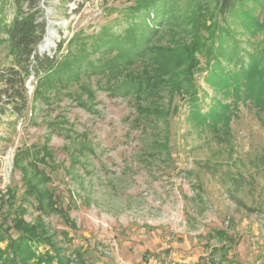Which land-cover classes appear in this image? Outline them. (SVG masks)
<instances>
[{
  "label": "rangeland",
  "instance_id": "374dc122",
  "mask_svg": "<svg viewBox=\"0 0 264 264\" xmlns=\"http://www.w3.org/2000/svg\"><path fill=\"white\" fill-rule=\"evenodd\" d=\"M135 1L42 0L50 35L57 36L46 37L38 52L53 55L65 42L59 59L70 53L104 58V52L94 53L95 37L105 29L121 35L127 26L122 12ZM218 3L167 0L172 16L152 44L190 43L194 23L202 25L205 17L209 25ZM2 5L4 39L2 26L12 13L8 0H0ZM238 38L254 50L250 35ZM200 58L196 83L206 112L216 89L206 83L205 58ZM14 61L8 44H1L0 72L16 67ZM82 84L92 88L93 100ZM36 85L31 73L25 83L28 107L19 116L0 80V224L10 229L15 217L40 225L51 246H35L38 255L54 254V247L69 264H186L181 255L187 264H212L211 250L227 246L225 259L223 250L213 257L219 264H264V113L250 101L232 109L226 136L188 121L179 96L177 114L143 126L135 123L134 97L113 92L106 78L83 74L80 82L63 80L38 99ZM75 96L89 108L80 107ZM164 102L168 105V93ZM28 181L39 197L26 192ZM10 188L12 208L5 202ZM218 230L224 240L211 237ZM0 250L13 253L8 237L0 236Z\"/></svg>",
  "mask_w": 264,
  "mask_h": 264
},
{
  "label": "trees",
  "instance_id": "16d2710c",
  "mask_svg": "<svg viewBox=\"0 0 264 264\" xmlns=\"http://www.w3.org/2000/svg\"><path fill=\"white\" fill-rule=\"evenodd\" d=\"M8 1L12 17L2 26L6 36L0 38V45L8 44L16 67L0 72V80L7 86V103L12 106V112L19 116L28 107L25 83L31 73L37 80L36 99L63 80L67 83L80 82L83 74L89 78H106L107 83L113 85V92L134 97L138 115L135 123L139 125L147 122L156 124L160 119L177 114L179 107L174 103L177 96L183 104H187L188 121H194L200 128H207L217 135L221 132L229 135L234 116L232 109L238 108L239 102L250 101L260 113H264V0H219L217 18L214 17L209 25L205 17L202 25L192 18L197 29L192 41L171 46L152 44L168 23V17L172 16L167 0H136L134 5L122 12L127 26L121 35L105 29L95 37L94 53L101 51L105 54L104 58L98 60L70 52L67 57L59 59L65 42L57 45L53 55L38 52L37 47L44 40L48 26L44 10L40 7L42 0ZM0 13H4L3 5L0 6ZM246 35L255 39L252 42L254 50L241 45L238 36ZM72 43L71 39L68 47ZM200 57L205 58L206 83L216 89V94H222V97L216 94L210 97L206 112L201 108L200 89L196 83V75L203 67ZM137 64L140 67H136ZM80 89L88 100L95 98L94 91L87 84H82ZM167 93L168 105L164 102ZM74 99L80 107L89 108L81 96ZM228 99H232L230 103L226 102ZM153 136H160L156 128L153 129ZM166 136L163 138L166 139ZM27 183L26 192L37 193L39 197L38 190L29 181ZM12 193V188L6 193L5 202L10 208L15 198ZM62 215L64 220L67 219L65 213ZM11 223L10 229L0 224V236L10 239L13 252L7 256L6 252L0 250V260L4 264H31L35 258L34 264H55L56 261L58 264H69L54 247L51 248L55 255L53 252L43 255L36 253L37 245L51 246L50 236L40 225L28 226L22 218L15 217ZM12 229L15 235L11 233ZM211 237L224 240V233L218 230ZM220 250L224 252L221 259L226 258L227 246L214 247L210 254L212 264H219L220 260L216 261L213 257ZM76 256L83 261L82 253L77 252Z\"/></svg>",
  "mask_w": 264,
  "mask_h": 264
},
{
  "label": "built area",
  "instance_id": "2783aa9c",
  "mask_svg": "<svg viewBox=\"0 0 264 264\" xmlns=\"http://www.w3.org/2000/svg\"><path fill=\"white\" fill-rule=\"evenodd\" d=\"M48 23H49V21H48ZM52 36H57V34H55V35L51 34V35H50V31L48 30V26H47V34H46L44 40H46V37H47V38H50V40H51V37H52Z\"/></svg>",
  "mask_w": 264,
  "mask_h": 264
},
{
  "label": "crops",
  "instance_id": "0c3cea01",
  "mask_svg": "<svg viewBox=\"0 0 264 264\" xmlns=\"http://www.w3.org/2000/svg\"><path fill=\"white\" fill-rule=\"evenodd\" d=\"M184 255H187V253H184ZM181 256L183 257V259L180 260V262H182V263H186V264H187V260L184 259V258H186V257L183 256V255H181ZM188 263H190V262H188ZM172 264H176V263H172Z\"/></svg>",
  "mask_w": 264,
  "mask_h": 264
},
{
  "label": "bare ground",
  "instance_id": "6f19581e",
  "mask_svg": "<svg viewBox=\"0 0 264 264\" xmlns=\"http://www.w3.org/2000/svg\"><path fill=\"white\" fill-rule=\"evenodd\" d=\"M50 44V43H49ZM46 45L48 46V44H44V46L43 47H46Z\"/></svg>",
  "mask_w": 264,
  "mask_h": 264
}]
</instances>
